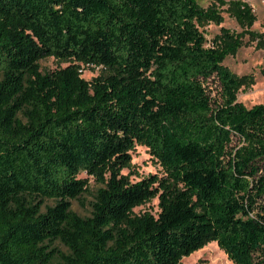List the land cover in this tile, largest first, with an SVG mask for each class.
<instances>
[{"label": "trees", "instance_id": "trees-1", "mask_svg": "<svg viewBox=\"0 0 264 264\" xmlns=\"http://www.w3.org/2000/svg\"><path fill=\"white\" fill-rule=\"evenodd\" d=\"M223 11L242 31L208 43ZM254 21L244 0H0V264H182L210 242L264 264V103L224 64L245 37L264 51ZM138 144L162 175L130 180Z\"/></svg>", "mask_w": 264, "mask_h": 264}, {"label": "rangeland", "instance_id": "rangeland-1", "mask_svg": "<svg viewBox=\"0 0 264 264\" xmlns=\"http://www.w3.org/2000/svg\"><path fill=\"white\" fill-rule=\"evenodd\" d=\"M252 7L255 15V21L252 29L258 32H264V0H244ZM202 7H207L211 0H197ZM225 8V6H224ZM223 22L220 24L209 23L204 27L205 35L208 43L220 33L221 27H225L234 32H241L242 28L226 11H223ZM242 47L234 55H229L224 60V64L236 75H249L254 77V83L250 87H243L237 93V100L245 106L251 107L257 103H264V51L256 47V43L248 41L245 37ZM42 71H50L57 67H65L69 62L61 61L53 56L42 58L39 61ZM99 73V68L94 66L82 65V77L90 80ZM209 91L212 96H217L218 84L214 77L210 78ZM132 164L134 173L130 174L131 181H137L150 174L162 175V167L153 159L148 148L145 145H136L131 151ZM122 173L128 174V169H123ZM80 177H86L85 173H81ZM98 184L89 178V192L79 199L71 200V208L82 216L90 214L91 202L93 201L94 190ZM158 199L145 202L136 206L133 210L136 214L144 211L155 213L158 211ZM182 264H234L226 255V253L217 245L216 242H210L199 250L184 256L181 259Z\"/></svg>", "mask_w": 264, "mask_h": 264}]
</instances>
